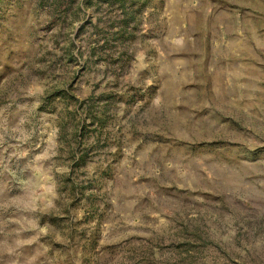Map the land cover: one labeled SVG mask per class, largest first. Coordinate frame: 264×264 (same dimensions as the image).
<instances>
[{"label": "rangeland", "instance_id": "374dc122", "mask_svg": "<svg viewBox=\"0 0 264 264\" xmlns=\"http://www.w3.org/2000/svg\"><path fill=\"white\" fill-rule=\"evenodd\" d=\"M0 264H264V0H0Z\"/></svg>", "mask_w": 264, "mask_h": 264}]
</instances>
